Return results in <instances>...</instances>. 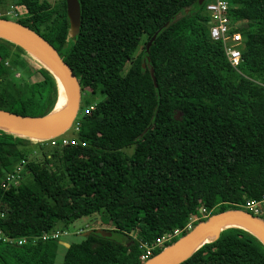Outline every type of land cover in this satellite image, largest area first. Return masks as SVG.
<instances>
[{
	"label": "trees",
	"instance_id": "obj_1",
	"mask_svg": "<svg viewBox=\"0 0 264 264\" xmlns=\"http://www.w3.org/2000/svg\"><path fill=\"white\" fill-rule=\"evenodd\" d=\"M229 1L233 31L243 36L237 70L210 37L199 0H79L76 37L66 0H17L27 14L14 21L58 51L82 97L100 91L105 99L81 106L77 145L41 143L42 161L32 157L30 140L0 131V264H55L59 240L42 235L97 214L112 236L90 232L66 248L64 264H143L141 243L173 237L154 257L207 213L262 198L264 0ZM26 59L36 61L0 38V110L46 117L58 80L38 61V81L11 79ZM182 264H264V244L230 227Z\"/></svg>",
	"mask_w": 264,
	"mask_h": 264
},
{
	"label": "water",
	"instance_id": "obj_2",
	"mask_svg": "<svg viewBox=\"0 0 264 264\" xmlns=\"http://www.w3.org/2000/svg\"><path fill=\"white\" fill-rule=\"evenodd\" d=\"M205 2L206 0H199V5L202 6ZM66 3L71 34L73 37H76L80 34L82 21L80 2L79 0H66ZM157 34L149 42L147 52L150 50ZM0 38L10 40L21 46L36 61L51 71L59 83V96L56 105L60 100L61 82L65 85L68 102L67 112L59 118L50 117L53 111L46 117L37 118L30 116L23 117L0 110V124L6 125L5 127L0 126V131L28 140L34 139L38 141H48L64 135L74 126L81 108L82 90L75 73L51 44L24 25L0 18ZM153 80L156 84L157 80L154 75ZM232 223L241 224L245 228L230 226ZM230 227L248 230L264 244V220L245 210H227L212 215L205 222L194 226L173 245L165 248L161 253L143 264H182L202 246L216 240L223 230ZM95 233L103 237L112 236V232L104 229H98ZM59 244L64 245L66 248L70 247L69 244L61 241Z\"/></svg>",
	"mask_w": 264,
	"mask_h": 264
},
{
	"label": "built area",
	"instance_id": "obj_3",
	"mask_svg": "<svg viewBox=\"0 0 264 264\" xmlns=\"http://www.w3.org/2000/svg\"><path fill=\"white\" fill-rule=\"evenodd\" d=\"M230 9L229 0H206L205 2V12L210 16V37L215 42H220L223 46L225 56L231 65V67L237 70L240 66L242 59V48H243V36L240 32L233 31V22L231 23L228 14ZM1 13V12H0ZM44 143V142H43ZM48 145L51 147L56 146H69L77 145L78 142L76 138H71L67 136H60L47 141ZM25 162L23 163V165ZM22 168L18 169L20 173ZM12 175L8 178L10 182H17L19 179V174ZM243 210L250 212L256 217L264 214V195L261 199L247 202L243 206ZM204 213V210H202ZM192 224L189 225L188 230L192 229ZM179 233H177L178 235ZM67 235V232L57 231L52 233H44L41 237L42 240H59L61 237ZM172 236L165 235L162 239L157 240L154 244L141 243L140 249L143 252L141 257L142 262H147L153 258L155 250L162 248L168 241L172 240ZM4 241L10 243H16L18 245H23L26 243V239H19L18 241L5 238Z\"/></svg>",
	"mask_w": 264,
	"mask_h": 264
},
{
	"label": "rangeland",
	"instance_id": "obj_4",
	"mask_svg": "<svg viewBox=\"0 0 264 264\" xmlns=\"http://www.w3.org/2000/svg\"><path fill=\"white\" fill-rule=\"evenodd\" d=\"M52 3H54L56 0H49ZM0 18L8 17L11 21L24 18L27 14V11L25 8L18 5L17 0H3V3L0 6ZM237 27L242 28L245 27L244 23H238ZM38 68L37 62L34 60L26 59L25 61L21 62L17 69L15 70L14 76L11 77V79H14L18 82L20 81H38L40 79L39 73L36 71ZM105 99L104 94H102L100 91L96 94H92L91 92H84L83 97L81 99V106L82 109L84 106L88 103L89 105H86L88 109L97 103L103 101ZM81 109V108H80ZM81 111H79L80 114ZM78 114V115H79ZM74 126L70 128L64 136L67 137H74ZM1 130V129H0ZM75 138V137H74ZM32 147H33V158L37 159L39 161L44 160L42 152L39 150L40 144L47 141H38V140H30ZM46 154L49 153V149L47 148L44 150ZM127 152L131 153L132 150H128ZM213 214L212 212L207 213V218L211 217ZM264 216V214H263ZM112 227L110 225H105L103 223V214H97L91 217H85L82 219L77 220L73 224H71L67 229H65L64 232H67V235H63L61 237V242L65 244H76L80 243L89 234V232L96 231L98 229H111ZM115 239L118 241L122 240V237L115 234ZM66 253V247L64 245H60L57 251V256L55 259V264H64V257Z\"/></svg>",
	"mask_w": 264,
	"mask_h": 264
},
{
	"label": "bare ground",
	"instance_id": "obj_5",
	"mask_svg": "<svg viewBox=\"0 0 264 264\" xmlns=\"http://www.w3.org/2000/svg\"><path fill=\"white\" fill-rule=\"evenodd\" d=\"M60 89H61L60 100H59V103L55 106V109L53 110V112L51 113V116H50L51 118H59V117L63 116L67 112V109H68V102H67V97H66V88L62 82H61ZM0 126L5 127L6 125L0 124ZM231 225L237 226V227L238 226L244 227L243 225L236 224V223L235 224L232 223V224H230V226Z\"/></svg>",
	"mask_w": 264,
	"mask_h": 264
}]
</instances>
